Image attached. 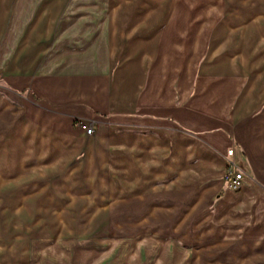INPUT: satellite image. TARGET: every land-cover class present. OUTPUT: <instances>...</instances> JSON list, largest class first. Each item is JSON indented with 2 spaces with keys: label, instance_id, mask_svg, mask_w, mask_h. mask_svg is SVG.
<instances>
[{
  "label": "crops",
  "instance_id": "obj_1",
  "mask_svg": "<svg viewBox=\"0 0 264 264\" xmlns=\"http://www.w3.org/2000/svg\"><path fill=\"white\" fill-rule=\"evenodd\" d=\"M158 1L0 0V108L36 113L0 134V191L23 209L84 171L103 175L90 203L136 208L120 236L53 248L64 264H264V55L202 65L186 13ZM78 119L95 133H62ZM28 239L4 264L53 254Z\"/></svg>",
  "mask_w": 264,
  "mask_h": 264
},
{
  "label": "rangeland",
  "instance_id": "obj_2",
  "mask_svg": "<svg viewBox=\"0 0 264 264\" xmlns=\"http://www.w3.org/2000/svg\"><path fill=\"white\" fill-rule=\"evenodd\" d=\"M156 1L159 3L158 0ZM172 6L176 8L175 12L178 14L181 9L186 13L182 17L185 19L187 16L191 25L188 32L190 40L193 37L199 40L198 58L202 65L204 63L217 64L233 59L236 67L240 68L244 62H248L249 66L255 64L261 55H264V0H172L169 7ZM149 19L151 22L159 20L158 13L150 15ZM190 50L196 54L194 47ZM0 85L2 86V81ZM10 110L11 115L9 113L5 117L2 114L4 113L3 108H0V134L8 133L11 119L13 122L27 114L32 118L36 117L34 108L26 106L23 101H16V103L13 101V108L8 109V112ZM80 122L86 123L87 121L76 120L71 130H65L61 125L62 133L83 134L78 126ZM95 130L96 127H94ZM102 176L101 174L96 175V179L89 181L88 175L83 171L74 175L69 182L68 176L61 175L60 179H55L57 190L46 191L44 195L39 196L38 202L35 198L33 203L23 209L18 206L19 201L13 200L15 194L19 195V193L1 190L0 247H25L27 238H29L28 240L32 241L35 248L52 247L53 250L50 251L53 254L33 255L32 264H37V260L42 259L47 262L46 264H64L67 263L68 256L63 255V252L59 254V251H54L53 248L90 246L92 243L90 244L89 241H80L89 235L99 237L112 233L111 235L120 236L119 232L122 231L123 225L128 230L136 224V208L132 206L109 207L106 195L98 196L94 202L90 203L88 201L90 188L93 185H100L99 179ZM32 192L33 195L36 194L31 190L22 194L27 196L29 193L30 197H33ZM94 193L100 195L98 191ZM11 202H16V206H6ZM26 234L30 235L26 237ZM17 235L23 237V243H12L18 237ZM70 239L77 241L69 243ZM110 240H117V238H110ZM94 245L102 246L101 243ZM116 245L117 243L113 246ZM20 256V254L17 255V257ZM4 263L5 259L3 255H0V264ZM26 263L22 261V264Z\"/></svg>",
  "mask_w": 264,
  "mask_h": 264
},
{
  "label": "built area",
  "instance_id": "obj_3",
  "mask_svg": "<svg viewBox=\"0 0 264 264\" xmlns=\"http://www.w3.org/2000/svg\"><path fill=\"white\" fill-rule=\"evenodd\" d=\"M78 126L86 136H92L95 132L94 126L91 123L80 122ZM232 153V150L228 151V156H231ZM227 179L229 189H238L243 180V175L239 172H230Z\"/></svg>",
  "mask_w": 264,
  "mask_h": 264
}]
</instances>
